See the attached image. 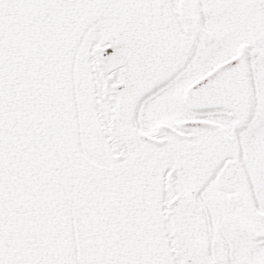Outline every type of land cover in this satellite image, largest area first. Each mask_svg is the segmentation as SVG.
<instances>
[{"label": "snow or ice", "instance_id": "6c2138e0", "mask_svg": "<svg viewBox=\"0 0 264 264\" xmlns=\"http://www.w3.org/2000/svg\"><path fill=\"white\" fill-rule=\"evenodd\" d=\"M0 264H264V0H0Z\"/></svg>", "mask_w": 264, "mask_h": 264}]
</instances>
